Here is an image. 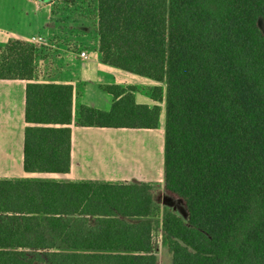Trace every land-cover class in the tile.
<instances>
[{
    "label": "trees",
    "instance_id": "obj_1",
    "mask_svg": "<svg viewBox=\"0 0 264 264\" xmlns=\"http://www.w3.org/2000/svg\"><path fill=\"white\" fill-rule=\"evenodd\" d=\"M105 63L165 83L163 189L171 264H264V0H97ZM37 47L0 46V79L26 84L24 169L67 173L71 124L156 128L134 86L103 85L109 110L73 86L35 82ZM146 182L0 178V264H157Z\"/></svg>",
    "mask_w": 264,
    "mask_h": 264
},
{
    "label": "crops",
    "instance_id": "obj_2",
    "mask_svg": "<svg viewBox=\"0 0 264 264\" xmlns=\"http://www.w3.org/2000/svg\"><path fill=\"white\" fill-rule=\"evenodd\" d=\"M52 13L51 3L46 4L42 0H0V46L11 38L28 42L43 39L46 31L51 30L48 26L53 19ZM96 36L94 43H89L86 38L79 41L77 49L66 48L59 41L52 63H43L47 73L40 75L35 68L33 81L72 85L73 116L80 104L101 110L111 108L114 96L104 90L103 85L134 86L138 103L160 106L158 127L79 126L73 121L69 172H27L23 152L27 81L0 79V178H36L57 174L59 178L53 179L146 182L154 187L163 186L165 101H155L142 89L161 85L147 76L105 63L99 51L98 33ZM83 50L87 53L86 58L80 56Z\"/></svg>",
    "mask_w": 264,
    "mask_h": 264
},
{
    "label": "rangeland",
    "instance_id": "obj_3",
    "mask_svg": "<svg viewBox=\"0 0 264 264\" xmlns=\"http://www.w3.org/2000/svg\"><path fill=\"white\" fill-rule=\"evenodd\" d=\"M46 4L51 3L52 22L48 26L46 35L43 39H36L33 43L37 47L38 61L35 62V68H38L40 75L47 73L48 69L44 64L52 63L53 54L59 41L66 48L77 49L78 43L82 39H88L89 43H94L97 38V0H42ZM260 28L264 33V20L259 19ZM54 33V34H53ZM44 63V64H43ZM45 67V68H43ZM43 68V69H42ZM47 69V70H46ZM39 75V76H40ZM42 77V76H41ZM165 90V83L159 82ZM149 87H142L148 92ZM141 90V88H140ZM151 97V96H150ZM44 178H59L57 174H45ZM153 197L157 203L158 209L151 217L154 221L153 226V252L157 257V264H171L172 255L167 244L163 240V215L165 209L175 211L179 216L186 219L187 214L183 203L168 196L163 186H156L153 189Z\"/></svg>",
    "mask_w": 264,
    "mask_h": 264
},
{
    "label": "built area",
    "instance_id": "obj_4",
    "mask_svg": "<svg viewBox=\"0 0 264 264\" xmlns=\"http://www.w3.org/2000/svg\"><path fill=\"white\" fill-rule=\"evenodd\" d=\"M80 56L86 58L87 57L86 51H84V50L81 51Z\"/></svg>",
    "mask_w": 264,
    "mask_h": 264
}]
</instances>
